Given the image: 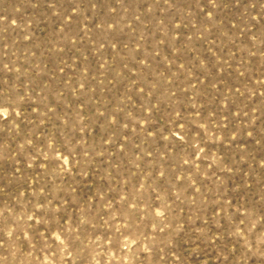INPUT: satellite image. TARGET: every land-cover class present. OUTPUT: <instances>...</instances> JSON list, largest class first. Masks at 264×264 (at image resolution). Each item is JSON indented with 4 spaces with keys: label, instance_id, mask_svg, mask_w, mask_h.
I'll return each mask as SVG.
<instances>
[{
    "label": "rangeland",
    "instance_id": "374dc122",
    "mask_svg": "<svg viewBox=\"0 0 264 264\" xmlns=\"http://www.w3.org/2000/svg\"><path fill=\"white\" fill-rule=\"evenodd\" d=\"M0 264H264V0H0Z\"/></svg>",
    "mask_w": 264,
    "mask_h": 264
}]
</instances>
